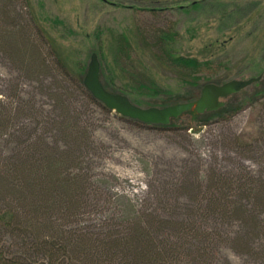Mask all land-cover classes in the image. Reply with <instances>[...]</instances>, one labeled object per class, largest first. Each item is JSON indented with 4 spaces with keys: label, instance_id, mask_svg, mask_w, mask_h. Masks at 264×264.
Returning <instances> with one entry per match:
<instances>
[{
    "label": "rangeland",
    "instance_id": "rangeland-1",
    "mask_svg": "<svg viewBox=\"0 0 264 264\" xmlns=\"http://www.w3.org/2000/svg\"><path fill=\"white\" fill-rule=\"evenodd\" d=\"M197 1L200 3L198 11L187 12L192 15L182 14L186 12L179 10L180 6L190 7L189 2L183 0H23L17 2L15 12L33 13L54 39L65 61L72 64L75 75L83 80L91 55L97 53L102 82L114 94L121 93L116 88L107 87L111 80L108 68L113 71L109 35L111 32L126 35L135 47V64L139 70L145 69L170 91L168 96L142 101L143 108H160V103L167 107L198 99L203 87L188 88L179 82L173 73L154 60L148 48L151 42L140 37V33L151 38L158 30L178 31L177 52L182 56H195L208 43L226 44L234 34H222L223 29L240 24L242 32L234 35L235 41L228 55H223L224 61L216 63L212 67L214 72L208 71L205 76L213 74L218 78L236 66L244 73L246 67L240 64L250 53L256 56L255 65L264 67V0H206L208 4ZM238 3L243 6L240 13H253L254 17L241 20L236 16L233 22L225 20L222 13H238L235 9ZM152 6L160 10L152 12ZM97 31L103 32L100 40L96 38ZM100 47L103 52L99 51ZM105 67L107 76L103 75ZM247 67L251 70L250 66ZM25 72L0 52V98L13 103L18 101L17 97L22 100V114L16 118L12 116V123L21 128L26 126L31 132L38 125L41 128L38 135L53 144L52 149L57 145L61 149L68 147L67 143L71 141L68 137L75 136L68 126L75 120H80L79 125L86 130L83 144L80 140L76 142L74 155L79 160L70 162L69 170L81 171L88 180L90 185L84 201L90 204V208L79 217L61 220L66 228L92 237L117 234L124 210L134 205L153 222L154 229L164 222L162 219L171 220L158 234H151L156 246L165 239L180 242L181 237L178 240L172 226L194 220L204 232L212 234L213 242L214 231L221 229L223 238L215 240L219 246L215 250L216 257L227 258L232 264H259L256 258L263 261L262 257L248 254L247 249L241 251L230 241L239 224L224 222L221 217L214 218L213 215L205 220L199 210L207 198L205 190L201 189L208 186L203 175L210 176L215 170L222 169L229 177H238V163H241L240 169L257 173L264 182V98L255 96L264 87V74L258 84L221 100L226 105L241 107L228 121L205 117L210 122L201 126L194 114L186 113L160 128L137 125L103 106L106 112L90 103L80 92L66 85L60 86L52 76L45 74L38 78ZM117 82L122 85L121 80ZM60 98L77 112L67 116L58 101ZM233 141L254 142L262 149L255 153H241L232 145ZM38 145L46 153L53 152L50 146ZM2 150L14 154L20 147L11 139L6 145L0 144ZM30 151L32 149H29V155ZM33 154L30 157L34 158ZM258 245L262 246V242H257ZM185 259L189 261L187 254ZM214 263L224 264L221 259Z\"/></svg>",
    "mask_w": 264,
    "mask_h": 264
},
{
    "label": "trees",
    "instance_id": "trees-1",
    "mask_svg": "<svg viewBox=\"0 0 264 264\" xmlns=\"http://www.w3.org/2000/svg\"><path fill=\"white\" fill-rule=\"evenodd\" d=\"M18 1L23 0H0V52L10 57L11 64L17 65L21 71L38 78H43L45 74L52 76L60 86L66 85L80 92L90 103L106 111L86 89L83 79L75 75L72 64L65 61L56 42L40 25L37 17L33 13L15 12ZM183 1L189 2L190 7L180 6L179 10L186 12L182 14L192 15L193 13L187 12L198 11L199 1ZM203 2L208 4L206 0ZM237 5L238 8L235 9L238 13H222L225 20L233 22L236 16H240L241 20L254 17L251 15L253 13H240L243 6L240 7L239 3ZM152 7V12L160 10ZM55 22L59 23L58 20ZM223 30L222 34L237 35L242 32V27L240 24H234ZM234 35L228 38L226 44L208 43L202 46L195 56H182L176 47L180 37L178 31L158 30L151 38L140 33V37L151 42L148 48L154 60L173 73L185 87L193 89L207 84L222 85L247 77L261 78L264 67L255 65L254 53L246 55L240 64L246 67L244 73L239 72L237 68L240 67L236 66L218 78L213 74L205 76L206 72L213 71L212 67L216 63L224 61L223 55H228L231 44L235 41ZM102 36V31L96 32L98 40L102 39ZM109 37L112 45L113 71L108 68L111 80L107 87L116 88L119 93L129 97L140 107L144 104L143 100L170 95L169 89L157 82L145 69L139 70V66L135 64L137 61L134 57L135 47L126 35L111 32ZM99 51L103 52L102 47ZM45 71L47 73H44ZM104 74L108 75L106 67ZM119 80L122 85L118 84ZM255 96L264 98V87ZM17 99L18 101L13 103L0 98V144L6 145L13 139L20 147L14 154L6 150L0 151V264H215L216 259L223 260L224 264H232L227 258L216 257L215 250L219 246L215 240L223 238L221 229L214 231L213 242L212 234L204 232L194 220L175 223L172 226L177 233L175 236L178 240L181 237V241L184 242L165 239L156 246L151 234H158L171 220L162 219L164 222L157 224L154 229L153 222L146 216L145 218L144 213L139 212L134 205L124 210L118 226L121 229L117 234L92 237L91 234L66 228L61 220L79 217L84 210L90 208L89 203L84 201L90 185L88 180L81 171L69 170L70 162L79 160L74 155L76 142L80 140L83 144V132L86 130L83 125H79L80 120H75V123L68 126L75 135L72 137L70 134L71 138L67 136L71 139L67 143L68 147L61 149L57 145L52 149L53 144L47 143L38 135L41 129L38 125L31 132L26 126L21 128L12 123V116L14 118L20 116L22 114L20 111L23 110L20 104L22 100L18 97ZM58 101L67 116L77 112L72 110L73 106L72 109L67 106L64 98ZM192 101L194 100L187 102ZM229 104L216 112L203 115H198L194 111L190 113L194 114L201 126H206L210 122L205 117L225 122L241 108L236 104ZM159 105L166 107L161 103ZM72 118L74 120V116ZM132 122L144 125L137 121ZM157 127L164 128L161 125ZM38 144L50 146L53 152L46 153ZM232 145L241 153H255L262 149L254 142L233 141ZM29 149H32L30 155ZM31 154L34 158L30 157ZM238 164L241 167V163ZM240 167L238 177L234 178L229 177L222 169L215 170L210 176L203 175L202 178L208 186L203 187L201 183L200 186L205 190L208 199L206 198L205 205L200 207L199 214L205 220L213 215L214 218L221 217L224 222L239 224L237 233L230 241L241 251L247 249L248 254L262 257V262L257 258L255 261L264 264V182L257 173ZM257 242H262V246H257ZM186 254L188 262L185 259Z\"/></svg>",
    "mask_w": 264,
    "mask_h": 264
},
{
    "label": "water",
    "instance_id": "water-1",
    "mask_svg": "<svg viewBox=\"0 0 264 264\" xmlns=\"http://www.w3.org/2000/svg\"><path fill=\"white\" fill-rule=\"evenodd\" d=\"M259 80L260 78H253L233 80L223 85L207 84L203 87L200 97L195 101L163 108H143L135 105L129 97L123 94H114L105 88L101 79V64L98 55L93 53L83 82L92 97L116 115L146 125L167 126L191 111H195L199 115L218 111L225 106L221 99H227L238 94Z\"/></svg>",
    "mask_w": 264,
    "mask_h": 264
}]
</instances>
